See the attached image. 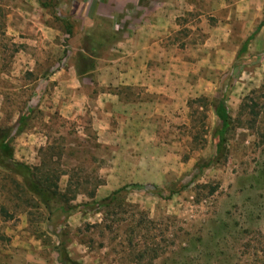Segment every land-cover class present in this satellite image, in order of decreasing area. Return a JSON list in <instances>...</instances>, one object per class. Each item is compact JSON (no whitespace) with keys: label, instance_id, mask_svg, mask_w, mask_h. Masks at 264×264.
<instances>
[{"label":"rangeland","instance_id":"rangeland-1","mask_svg":"<svg viewBox=\"0 0 264 264\" xmlns=\"http://www.w3.org/2000/svg\"><path fill=\"white\" fill-rule=\"evenodd\" d=\"M233 2L0 0V130L72 197L0 167V264H264V39Z\"/></svg>","mask_w":264,"mask_h":264},{"label":"trees","instance_id":"trees-1","mask_svg":"<svg viewBox=\"0 0 264 264\" xmlns=\"http://www.w3.org/2000/svg\"><path fill=\"white\" fill-rule=\"evenodd\" d=\"M262 26H264V16L262 22L257 28V31L260 30ZM67 34H70L68 30H67ZM253 37H254L253 35L249 37V39L246 42L248 43L250 40H252ZM247 43L242 48L243 52L246 50ZM202 100L204 99H199L197 101H193L192 103L200 102ZM243 107L248 108L252 116L254 117L258 116V113L255 112L254 106L252 105L248 106L244 104ZM214 114L218 119V121L220 122L221 128L217 135L218 142L216 144L215 157L211 162L218 164L223 159H225L227 153L226 134L230 129L232 120L228 115L223 100H220L216 103L214 107ZM249 129H254V123L250 122ZM6 138H7V132L5 130L4 131L0 130V167L6 170L7 172L13 173L17 177H19L23 183L25 190L31 193L33 196H36L39 199L42 206L49 214H52L57 211L56 209L52 208L53 207L52 204H61L65 208L68 207V203H69L68 201H70L72 197H70L69 199L66 197L64 193H61L58 190V187L55 184L58 181V177L56 178L54 177V179L57 180L54 183L50 181V179H48L51 176L47 177L43 175V177H38L37 175L38 168H32L30 166L15 161L13 157V150L10 147V144ZM206 167H208V165H206ZM212 192L214 191L212 190ZM173 194H174L173 192H170L169 195L171 196ZM68 208L66 209L68 210ZM56 253L58 255L59 264H80L77 261H74L70 258L66 248L63 246L62 243H60L59 246L56 247Z\"/></svg>","mask_w":264,"mask_h":264},{"label":"crops","instance_id":"crops-1","mask_svg":"<svg viewBox=\"0 0 264 264\" xmlns=\"http://www.w3.org/2000/svg\"><path fill=\"white\" fill-rule=\"evenodd\" d=\"M233 4L231 5L232 8V17H233V23H238L240 27L244 29V31L247 34L253 35L257 31L258 26L263 20L264 16V0H233ZM137 34H140V30L138 26L136 27ZM264 39V26H262L258 32V35L256 36L255 43L259 40L261 41ZM139 42V43H138ZM136 41L137 48H140V40ZM137 62L135 63L133 57H131L130 66L133 68L138 65V61L140 58H138V54L136 53L135 56ZM131 68V69H132ZM136 82L140 81V78H135Z\"/></svg>","mask_w":264,"mask_h":264}]
</instances>
